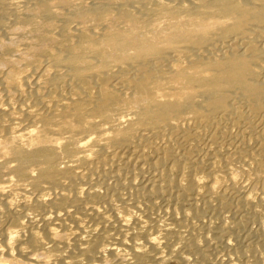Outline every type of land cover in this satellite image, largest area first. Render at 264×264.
<instances>
[{
	"label": "bare ground",
	"instance_id": "6f19581e",
	"mask_svg": "<svg viewBox=\"0 0 264 264\" xmlns=\"http://www.w3.org/2000/svg\"><path fill=\"white\" fill-rule=\"evenodd\" d=\"M0 264H264V0H0Z\"/></svg>",
	"mask_w": 264,
	"mask_h": 264
}]
</instances>
